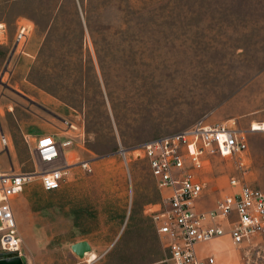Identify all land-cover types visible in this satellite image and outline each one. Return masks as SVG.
<instances>
[{
    "label": "rangeland",
    "instance_id": "1",
    "mask_svg": "<svg viewBox=\"0 0 264 264\" xmlns=\"http://www.w3.org/2000/svg\"><path fill=\"white\" fill-rule=\"evenodd\" d=\"M21 24L31 32L18 51ZM0 25V80L10 87L0 84V133L12 143L10 155L0 149L3 167L11 159L33 171L30 145L43 134L83 135L74 161H93L57 191L32 180L24 203H12L25 264H167L146 212L160 201L148 163L132 157L129 176L116 151L202 118L264 124V0H0ZM249 147L247 172L229 157L204 171L208 207L233 176L264 191V131ZM83 241L91 251L80 257L72 246ZM198 252L232 253L215 242Z\"/></svg>",
    "mask_w": 264,
    "mask_h": 264
},
{
    "label": "built area",
    "instance_id": "2",
    "mask_svg": "<svg viewBox=\"0 0 264 264\" xmlns=\"http://www.w3.org/2000/svg\"><path fill=\"white\" fill-rule=\"evenodd\" d=\"M30 32L29 25L19 26L15 37L18 51H22ZM71 129L76 127L71 125ZM256 132L254 125L242 129L211 124L202 118L187 129L135 148L119 145L116 154L129 176L132 157L148 163L160 201L146 212L169 252L167 264H217L214 256L201 257L198 248L223 238H229L243 250L240 253L243 264H264V191L233 176L228 193L215 206L208 207L209 193L203 178L204 171L218 157L235 159L239 168L247 172L250 135ZM53 136L42 135L30 145L33 171H18L11 159L8 168L0 162V255L23 259V240L12 203L29 182L38 179L42 188L51 192L65 185L75 167L92 172V160L74 161L72 156L76 139L83 141V135L57 139ZM70 148L72 151L67 153ZM0 149L8 155L12 150L11 140L3 132Z\"/></svg>",
    "mask_w": 264,
    "mask_h": 264
},
{
    "label": "crops",
    "instance_id": "3",
    "mask_svg": "<svg viewBox=\"0 0 264 264\" xmlns=\"http://www.w3.org/2000/svg\"><path fill=\"white\" fill-rule=\"evenodd\" d=\"M32 133H34V131H32ZM43 135H46V134H43ZM40 136H42V135H39V136H35L34 137V141L31 143V144H34V143H36L37 142V139L40 137ZM20 196V195H19ZM18 196V197H19ZM18 197L13 201L14 203H16L17 201L18 202H21V203H24V201L23 200H20V199H18ZM34 216V215H33ZM21 235V234H20ZM22 237V236H21ZM217 243V244H224V245H226L231 251H232V253L229 255V257H226V259L223 257V258H218L217 259V264H243L242 263V261H241V255H240V253H238L236 250H235V248H234V246H233V244L231 243V241H230V239L229 238H223V239H220V240H215V241H213V242H211V244L212 243Z\"/></svg>",
    "mask_w": 264,
    "mask_h": 264
},
{
    "label": "water",
    "instance_id": "4",
    "mask_svg": "<svg viewBox=\"0 0 264 264\" xmlns=\"http://www.w3.org/2000/svg\"><path fill=\"white\" fill-rule=\"evenodd\" d=\"M0 84H3L2 81L0 80ZM3 86L7 87L10 89L8 85ZM72 250L80 257H84L85 254L89 251H91V247L88 242L83 241L76 243L72 246ZM0 264H24V260L20 257H12V258H7L0 260Z\"/></svg>",
    "mask_w": 264,
    "mask_h": 264
},
{
    "label": "flooded vegetation",
    "instance_id": "5",
    "mask_svg": "<svg viewBox=\"0 0 264 264\" xmlns=\"http://www.w3.org/2000/svg\"><path fill=\"white\" fill-rule=\"evenodd\" d=\"M30 103H31V106L37 107L38 109H41V110H43V111L48 112L47 109H45V108H43V107L37 105L34 101H31ZM49 112H50V111H49ZM12 257H17V256H15V255H9V254L0 255V260L7 259V258H12Z\"/></svg>",
    "mask_w": 264,
    "mask_h": 264
},
{
    "label": "bare ground",
    "instance_id": "6",
    "mask_svg": "<svg viewBox=\"0 0 264 264\" xmlns=\"http://www.w3.org/2000/svg\"><path fill=\"white\" fill-rule=\"evenodd\" d=\"M1 27H3V26L0 25V28H1ZM254 127H255V129H256L257 131H264V124H262V125L255 124ZM72 156H74V154H72ZM91 255H92V259H91V261H93V260H95V259L97 258L96 254H93V253H92Z\"/></svg>",
    "mask_w": 264,
    "mask_h": 264
}]
</instances>
